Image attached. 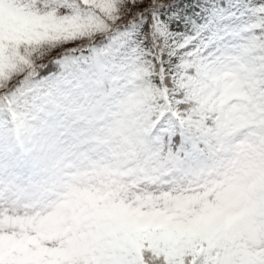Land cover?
Returning a JSON list of instances; mask_svg holds the SVG:
<instances>
[{"label": "clouds", "instance_id": "9594fccd", "mask_svg": "<svg viewBox=\"0 0 264 264\" xmlns=\"http://www.w3.org/2000/svg\"><path fill=\"white\" fill-rule=\"evenodd\" d=\"M181 61L188 68L175 85L188 100L182 106H166L155 77H134L126 65L101 93L56 101L62 123L54 129L39 113L9 115L11 148L0 154V231L32 252L50 248L41 251L46 264H99L113 233L137 209L199 217L215 236L216 264H243L264 242V113L244 86L246 54L232 48L209 62L203 53L180 52L171 62L178 73ZM192 109L199 123L190 119ZM173 124L204 141V150L169 159L162 133ZM45 223L55 230L33 243Z\"/></svg>", "mask_w": 264, "mask_h": 264}, {"label": "snow or ice", "instance_id": "6c2138e0", "mask_svg": "<svg viewBox=\"0 0 264 264\" xmlns=\"http://www.w3.org/2000/svg\"><path fill=\"white\" fill-rule=\"evenodd\" d=\"M200 7L220 20L239 13L245 22L239 29L225 24L210 34L206 25L189 32H173L169 27L173 20L187 22V13L195 12L191 0H0V111L16 117L20 94L43 66L34 57L45 60L56 49L71 55L94 46L97 36L104 37L109 48L118 52L129 44V32L140 22L145 32L132 44L128 66L133 68L134 77H155L159 85L156 90L166 106L188 103L175 91L177 76L183 79L188 68L183 61L177 65L182 69L179 73L171 66L180 52L188 56L203 53L210 62L222 51L242 48L246 54L244 86L255 109L264 113V0H237L227 9L218 0H205ZM193 45L195 52L187 51ZM142 62L150 64L151 69L143 67ZM25 71L23 79L14 80ZM146 87L151 90L154 85ZM199 116L196 109L191 110L193 122L199 123ZM177 133L182 138L179 145L173 139ZM162 141L161 150L175 162L196 156L205 146L200 139L186 138L182 125L177 124L164 128ZM137 213L121 222L108 242V254L99 264H216L215 236L200 225L199 217L175 219L138 209ZM253 253L258 254L254 264H264V242ZM8 257L4 264H46L39 250Z\"/></svg>", "mask_w": 264, "mask_h": 264}, {"label": "rangeland", "instance_id": "374dc122", "mask_svg": "<svg viewBox=\"0 0 264 264\" xmlns=\"http://www.w3.org/2000/svg\"><path fill=\"white\" fill-rule=\"evenodd\" d=\"M192 6L195 7V12L187 13V15H195L199 24L207 26L206 32L209 34L221 30L225 24L233 29H239L245 22L244 18L239 16V13L230 19L220 20L213 12L207 9L202 10L197 3L192 4ZM189 18L190 20L187 22L174 20L171 24V30L177 33L194 30L195 27L191 26V17ZM133 29L137 31V36L140 38L145 32V25H135ZM98 38H101V36H97L96 40ZM147 43H150V41ZM220 43L224 44L226 42L221 41ZM109 50L111 53L108 52ZM131 60L132 55L122 59L118 52H114L109 48L108 43L94 45L88 54L79 55L76 51L59 60L60 71L57 74L43 81L36 80V76L33 77L26 84L22 92L25 95L17 100L15 108L17 111L19 109L20 111L39 113L43 122L54 129L62 123L60 114L56 111V101L64 98L69 93H101L106 89L109 78L115 70L130 64ZM51 81L53 82L49 84ZM187 137L190 136L187 134ZM11 141L9 114L6 111H0V154L10 150ZM54 230V223L43 224L39 229L40 235L33 234L32 242H38L41 237L50 235ZM82 243H87L86 237ZM44 244L46 245L47 241H44ZM25 250L27 249L24 241L16 238L11 233L0 231V264H4L6 255L15 258L18 255L22 256ZM41 251L47 253L52 250L43 247ZM257 258L258 254L250 253L249 258L243 264H254ZM224 264H231V261L226 260Z\"/></svg>", "mask_w": 264, "mask_h": 264}, {"label": "trees", "instance_id": "16d2710c", "mask_svg": "<svg viewBox=\"0 0 264 264\" xmlns=\"http://www.w3.org/2000/svg\"><path fill=\"white\" fill-rule=\"evenodd\" d=\"M196 1L201 2L202 0H196ZM235 1H237V0H235ZM219 3L223 7H228L231 4V2L229 0H219ZM149 21H150V15H149ZM193 23L195 24V27L199 26L194 19H193ZM171 24L169 25L170 28H171ZM102 39H103V41H106V39H104V37ZM62 55H64V53H63V51H61L59 49L53 50L51 53H49L47 55V58L45 59V62L43 63V66L39 68V70L37 72L38 75L40 77H46V75H48L49 73L55 72L58 69L57 60ZM181 140L182 139L180 137V134L177 133L174 136V141L176 142L177 145H179L181 143Z\"/></svg>", "mask_w": 264, "mask_h": 264}, {"label": "bare ground", "instance_id": "6f19581e", "mask_svg": "<svg viewBox=\"0 0 264 264\" xmlns=\"http://www.w3.org/2000/svg\"><path fill=\"white\" fill-rule=\"evenodd\" d=\"M129 37H130V41H129V44L127 46H124L122 48L119 49L118 53L120 54V56L123 58L125 57H128V56H131V47H132V44L135 42V41H138L140 38H138L137 36V31H135L134 29H131L130 32H129ZM109 53H111V51L109 50L108 51ZM56 80V79H55ZM54 80V81H55ZM53 81L49 82L52 83ZM48 84V85H49ZM22 95H25L24 93H21L19 98L22 96ZM17 103V102H16ZM16 105V104H15ZM18 111H20L18 109ZM3 119V117L1 118Z\"/></svg>", "mask_w": 264, "mask_h": 264}]
</instances>
